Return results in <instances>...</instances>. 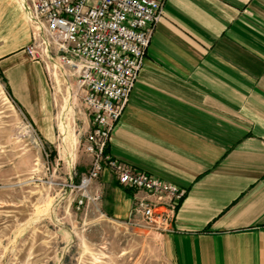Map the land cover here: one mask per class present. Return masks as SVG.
<instances>
[{"label":"crops","instance_id":"crops-1","mask_svg":"<svg viewBox=\"0 0 264 264\" xmlns=\"http://www.w3.org/2000/svg\"><path fill=\"white\" fill-rule=\"evenodd\" d=\"M20 1L0 0V74L52 143L54 96L23 51ZM124 107L105 152L185 191L162 233L173 264H264V0H166ZM91 188L118 221L151 198L107 169Z\"/></svg>","mask_w":264,"mask_h":264},{"label":"rangeland","instance_id":"rangeland-1","mask_svg":"<svg viewBox=\"0 0 264 264\" xmlns=\"http://www.w3.org/2000/svg\"><path fill=\"white\" fill-rule=\"evenodd\" d=\"M43 70L54 96L52 143L0 74V264H173L162 232L101 215L96 200L76 207L82 191L70 184L90 161L79 133L84 108Z\"/></svg>","mask_w":264,"mask_h":264},{"label":"built area","instance_id":"built-area-1","mask_svg":"<svg viewBox=\"0 0 264 264\" xmlns=\"http://www.w3.org/2000/svg\"><path fill=\"white\" fill-rule=\"evenodd\" d=\"M21 1L33 27L24 52L42 63L50 80L58 77L67 84L88 117L83 150L89 166L78 184H70L82 191L76 207L98 201L99 190L89 187L107 169L122 187L151 196L136 197L125 223L169 231L185 191L105 152L166 0Z\"/></svg>","mask_w":264,"mask_h":264}]
</instances>
